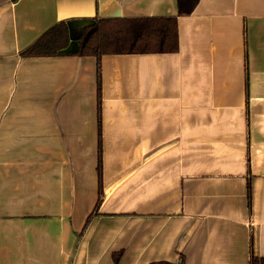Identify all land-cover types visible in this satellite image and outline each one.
<instances>
[{
	"label": "crops",
	"instance_id": "1",
	"mask_svg": "<svg viewBox=\"0 0 264 264\" xmlns=\"http://www.w3.org/2000/svg\"><path fill=\"white\" fill-rule=\"evenodd\" d=\"M174 17L178 53L101 59L99 125L85 29ZM62 23L65 56L21 57ZM251 247L264 260V0L188 17L176 0H0V264H250Z\"/></svg>",
	"mask_w": 264,
	"mask_h": 264
},
{
	"label": "trees",
	"instance_id": "2",
	"mask_svg": "<svg viewBox=\"0 0 264 264\" xmlns=\"http://www.w3.org/2000/svg\"><path fill=\"white\" fill-rule=\"evenodd\" d=\"M19 0H12L13 3ZM201 0H176L178 17L191 16ZM70 45L69 28L66 23L59 24L44 34L35 44L21 53L23 58H52L66 55ZM179 52L177 18H156L141 20H95L85 29L78 45L76 57H94L97 60L98 119L101 121V59L117 55H165ZM248 69V68H247ZM246 85L248 87V76ZM249 96L247 97V105ZM98 175L102 178L101 151L98 157ZM102 191V190H101ZM250 200V184L248 185ZM101 199L93 214L88 218L80 234L82 238L91 220L98 216ZM123 253L113 255V264H119ZM172 264V263H155ZM178 264H185L181 257ZM250 264H264L256 257L251 247Z\"/></svg>",
	"mask_w": 264,
	"mask_h": 264
}]
</instances>
